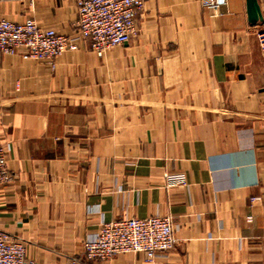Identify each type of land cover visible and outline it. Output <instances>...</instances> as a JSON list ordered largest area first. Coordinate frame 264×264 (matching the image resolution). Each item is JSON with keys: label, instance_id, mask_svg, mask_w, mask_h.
<instances>
[{"label": "crops", "instance_id": "0c3cea01", "mask_svg": "<svg viewBox=\"0 0 264 264\" xmlns=\"http://www.w3.org/2000/svg\"><path fill=\"white\" fill-rule=\"evenodd\" d=\"M246 0H145L138 31L96 56L0 52V231L69 264L102 221L168 215L173 249L89 264H264V61ZM0 18L74 32L72 0H0ZM182 173L187 186H167Z\"/></svg>", "mask_w": 264, "mask_h": 264}, {"label": "built area", "instance_id": "2783aa9c", "mask_svg": "<svg viewBox=\"0 0 264 264\" xmlns=\"http://www.w3.org/2000/svg\"><path fill=\"white\" fill-rule=\"evenodd\" d=\"M77 9L74 32L59 33L40 26L33 18L12 21L0 18V52L18 54L55 67L56 59L68 50L88 48L98 57L112 47L130 41L138 31L137 16L145 0H72ZM203 7L218 11L226 0H200ZM264 6V0H262ZM264 61V26L256 31ZM7 145L0 144V186L14 179L7 163ZM167 186H187L182 173L166 174ZM176 226L168 215L122 217L102 221L97 233L84 242V252L69 264H89L125 253H144L148 262L164 255L176 244ZM0 264H36L26 257L25 243L0 231Z\"/></svg>", "mask_w": 264, "mask_h": 264}, {"label": "water", "instance_id": "95a60500", "mask_svg": "<svg viewBox=\"0 0 264 264\" xmlns=\"http://www.w3.org/2000/svg\"><path fill=\"white\" fill-rule=\"evenodd\" d=\"M246 12L251 24L263 21V15L258 0H246Z\"/></svg>", "mask_w": 264, "mask_h": 264}]
</instances>
